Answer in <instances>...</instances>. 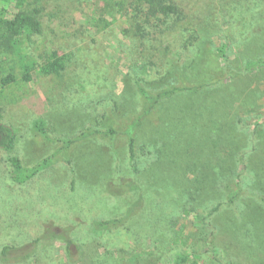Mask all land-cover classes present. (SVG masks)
Wrapping results in <instances>:
<instances>
[{"label": "rangeland", "instance_id": "1", "mask_svg": "<svg viewBox=\"0 0 264 264\" xmlns=\"http://www.w3.org/2000/svg\"><path fill=\"white\" fill-rule=\"evenodd\" d=\"M55 1L44 12L61 5L70 28L53 19L40 35L21 36L0 53V73L13 70L19 79L21 57L41 63L44 46L68 56L62 75L36 67L32 82L20 80L10 90L27 102L12 121L14 153L25 164L51 156L57 138L88 127H127L130 134L144 107L139 85L150 94L182 89L143 118L133 160L124 136L114 143L94 136L71 150L72 165L56 156L29 184L3 183L0 228L13 242L34 239L30 225L40 218V233L74 239L72 256L52 238L41 241L26 264H174L182 253L191 254L187 264H264V63L246 66L264 58V0H196L197 17L188 15L147 42L148 52L130 34L128 16L94 29L100 0ZM27 6L26 0H0V15ZM189 37L194 42L186 46ZM155 54L164 57L158 65ZM244 168L242 194L228 205L219 184ZM127 180L139 188L109 193L110 184ZM219 202L221 208L203 219ZM113 217L126 219L127 233L94 228L95 220Z\"/></svg>", "mask_w": 264, "mask_h": 264}, {"label": "trees", "instance_id": "2", "mask_svg": "<svg viewBox=\"0 0 264 264\" xmlns=\"http://www.w3.org/2000/svg\"><path fill=\"white\" fill-rule=\"evenodd\" d=\"M22 4L25 0H19ZM50 0H26L27 7L20 9L13 15H7L5 10L1 11L0 15V53L11 51V47L17 38L26 36L30 40L31 35H40L44 29V23L50 22L53 19H58L61 23L62 30L70 28L66 22V11L61 10V5L54 7V10H50L49 13L44 12L45 5L49 4ZM60 2L59 0L55 1ZM47 3V4H43ZM196 0H100L99 7L92 17L91 23L94 29L98 32L111 26L117 17L128 16L129 19V32L137 40H139L142 51L148 52L147 42L151 40H158L166 32L177 28L180 22L187 18L188 15L192 17L196 16L195 10ZM40 4V7L37 5ZM33 6V7H31ZM46 6V7H47ZM48 8V7H47ZM195 11V13H194ZM44 20V18H46ZM195 38V37H194ZM193 37H189L185 43L186 46L190 45ZM161 53V52H160ZM160 53L158 55H160ZM41 63L34 61H26L25 57L22 59V78H17L15 72L10 70L7 74L0 73V166L3 171V175H0V194L3 193L4 184L11 185H25L32 182L38 175H40L46 168L56 163L58 160L56 156L67 163L72 165L71 150L76 147V144H81L83 141L94 136H100L111 143H114L119 135L124 136L129 144L131 153V160L135 157V144H136V130L140 126L143 118L151 115L152 111L158 105L161 104L163 98H172L181 92V87L166 88L157 94H150V91H145L143 86L139 85L140 93L143 95L144 107L143 111L136 115L135 125L130 134H127V127L119 129L114 126L107 128H91L82 130L78 135L74 137L57 138L59 142L56 150L51 156L41 158L31 165L25 164L23 159L14 150L17 144V131L14 126V119L19 114L20 110L27 104L26 100L21 98L18 100L14 94L10 91L14 84H17L22 80L23 82L33 81V71L38 67V71L45 75H62L63 70L68 62L67 54H61L59 49H46L45 46L41 49L40 53ZM159 62L153 65H158L163 62L164 57H156ZM152 57V58H154ZM28 59L31 57H27ZM264 63V58L258 60L248 61L247 68L257 69ZM204 86V85H203ZM203 86H195L190 88V92L196 93ZM7 92L10 94L8 95ZM217 97V95H216ZM6 101V103L4 102ZM222 104H224L221 98ZM5 118V120H2ZM39 120L36 121L37 126L42 127L44 123ZM54 157V160L51 159ZM245 167V165H244ZM238 172L237 175L220 182V189L223 191V197H226V204L232 205L235 203L242 194L241 175L244 172ZM5 173V174H4ZM5 182V183H4ZM4 183V184H3ZM139 185L131 180L125 181L122 184L108 186L109 193L114 195H123L131 190H137ZM28 196L29 198H27ZM25 197L31 201V194H27ZM23 198V197H22ZM222 202L217 203L209 211L203 215V219L210 217L214 212H217ZM130 210H133L130 209ZM44 216L49 214L50 206L44 204L42 209ZM2 220V219H0ZM43 223V218H40ZM33 222L30 225L31 233L34 237L29 242L21 245L12 241L11 237H8L5 231L0 228V264H26L38 255V248L41 241H48L52 238H56L62 241V249L66 252L67 256L73 255L74 239L67 237L63 234H49V230H44L46 233H40L42 227L41 222ZM126 219L110 218L100 219L94 221V228L112 230L114 235L124 234V227ZM116 237V236H115ZM118 237V236H117ZM75 254V253H74ZM195 255V254H192ZM191 254L182 253L175 259L174 264H187ZM201 257V254H199ZM217 264H223L218 262Z\"/></svg>", "mask_w": 264, "mask_h": 264}]
</instances>
